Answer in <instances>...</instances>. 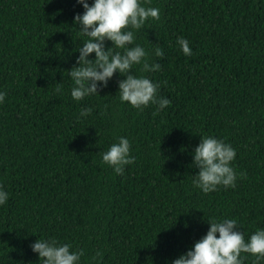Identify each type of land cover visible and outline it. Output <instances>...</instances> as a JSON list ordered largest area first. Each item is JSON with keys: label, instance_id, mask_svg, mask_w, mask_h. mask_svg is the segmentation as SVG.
<instances>
[{"label": "trees", "instance_id": "obj_1", "mask_svg": "<svg viewBox=\"0 0 264 264\" xmlns=\"http://www.w3.org/2000/svg\"><path fill=\"white\" fill-rule=\"evenodd\" d=\"M141 3L159 18L134 30V43L163 55L151 57L158 71H131L159 83L156 95L170 101L159 111L121 102L118 73L72 99L67 70L85 39L73 21L83 11L76 0H0V187L9 194L0 204V264H39L29 246L37 237L82 248L79 264H170L206 233L209 217L237 219L245 240L264 227V0ZM84 106L92 112L78 118ZM119 135L136 158L122 175L100 159ZM201 135L235 149L231 164L243 175L234 187L204 193L192 184Z\"/></svg>", "mask_w": 264, "mask_h": 264}, {"label": "clouds", "instance_id": "obj_2", "mask_svg": "<svg viewBox=\"0 0 264 264\" xmlns=\"http://www.w3.org/2000/svg\"><path fill=\"white\" fill-rule=\"evenodd\" d=\"M76 2L83 11L74 14L73 21L85 39L75 49L78 52L75 64L67 70L72 99L80 101L98 93V89L106 86L113 74L118 73L123 77L117 81L116 91L121 102L138 109L151 103L156 105L155 111L168 105V98L156 95L159 83L145 74L131 71L133 65L140 66V73L160 69V64L151 57L162 56V48L155 45L150 53L140 43H134V30L141 28L149 17L158 19L159 9L146 6L141 0H91L90 4L88 0ZM106 40L111 42L108 47L105 46ZM176 44L183 54L191 55L192 49L185 37H177ZM90 53H94V57H90ZM61 91L58 84L56 92ZM5 95V91L0 90V102H3ZM91 112L90 106L81 107L78 118L86 117ZM191 155V164L198 169L193 175L192 184L201 192L214 191L219 185L234 187L237 176L243 175L236 172L231 164L235 149L221 138L201 135ZM100 159L115 174L122 175L125 166L131 165L136 158L130 154L128 137L119 135L100 153ZM8 196V192L0 187V204L5 203ZM207 222L206 233L173 258L170 264H242V252L254 256L253 264L264 258V227H257L245 240L235 218L209 217ZM29 246L37 254L39 264H79L84 255L82 248L74 249L69 243H62L55 237H37ZM102 255L98 249L89 257V261H95Z\"/></svg>", "mask_w": 264, "mask_h": 264}]
</instances>
